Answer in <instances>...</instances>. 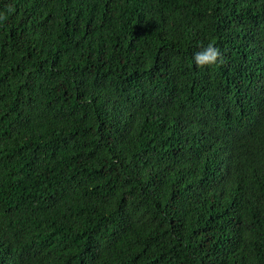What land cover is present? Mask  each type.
Masks as SVG:
<instances>
[{
  "label": "trees",
  "instance_id": "obj_1",
  "mask_svg": "<svg viewBox=\"0 0 264 264\" xmlns=\"http://www.w3.org/2000/svg\"><path fill=\"white\" fill-rule=\"evenodd\" d=\"M0 264H264V0H0Z\"/></svg>",
  "mask_w": 264,
  "mask_h": 264
},
{
  "label": "clouds",
  "instance_id": "obj_2",
  "mask_svg": "<svg viewBox=\"0 0 264 264\" xmlns=\"http://www.w3.org/2000/svg\"><path fill=\"white\" fill-rule=\"evenodd\" d=\"M220 55L219 49L209 44L203 46L200 51L194 52L192 60L197 68L210 67L218 62Z\"/></svg>",
  "mask_w": 264,
  "mask_h": 264
}]
</instances>
